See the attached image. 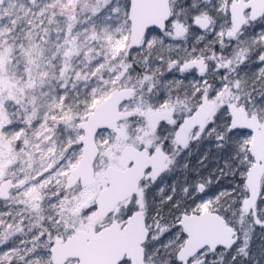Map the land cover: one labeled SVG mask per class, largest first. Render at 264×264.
I'll return each instance as SVG.
<instances>
[{
    "label": "snow or ice",
    "instance_id": "6c2138e0",
    "mask_svg": "<svg viewBox=\"0 0 264 264\" xmlns=\"http://www.w3.org/2000/svg\"><path fill=\"white\" fill-rule=\"evenodd\" d=\"M0 264H264V0H0Z\"/></svg>",
    "mask_w": 264,
    "mask_h": 264
}]
</instances>
